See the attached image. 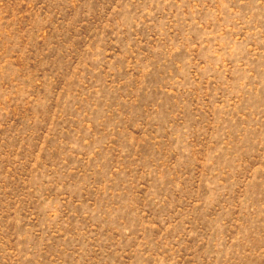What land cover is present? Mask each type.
Returning <instances> with one entry per match:
<instances>
[{"label":"rangeland","instance_id":"1","mask_svg":"<svg viewBox=\"0 0 264 264\" xmlns=\"http://www.w3.org/2000/svg\"><path fill=\"white\" fill-rule=\"evenodd\" d=\"M0 264H264V0H0Z\"/></svg>","mask_w":264,"mask_h":264}]
</instances>
